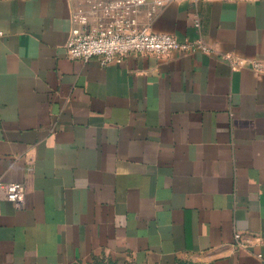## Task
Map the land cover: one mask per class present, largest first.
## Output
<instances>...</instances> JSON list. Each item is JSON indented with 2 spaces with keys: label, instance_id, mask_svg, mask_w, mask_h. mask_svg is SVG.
I'll use <instances>...</instances> for the list:
<instances>
[{
  "label": "crops",
  "instance_id": "1",
  "mask_svg": "<svg viewBox=\"0 0 264 264\" xmlns=\"http://www.w3.org/2000/svg\"><path fill=\"white\" fill-rule=\"evenodd\" d=\"M83 2L0 0V264H264V0L145 5L210 51L105 66L66 55Z\"/></svg>",
  "mask_w": 264,
  "mask_h": 264
},
{
  "label": "built area",
  "instance_id": "2",
  "mask_svg": "<svg viewBox=\"0 0 264 264\" xmlns=\"http://www.w3.org/2000/svg\"><path fill=\"white\" fill-rule=\"evenodd\" d=\"M148 4H152L154 8L163 7L164 0H84L72 15L73 27L65 46L67 57L84 62L97 58L100 64L105 66L129 55L163 57L172 52L192 54L210 51L201 41L182 42L168 33L139 29L137 15L140 8ZM194 24L199 25L197 16L194 18ZM221 58L228 60L233 70L243 65L242 61L234 60L228 54ZM257 67L254 65V68ZM23 199L21 184L0 181V200L21 208Z\"/></svg>",
  "mask_w": 264,
  "mask_h": 264
}]
</instances>
